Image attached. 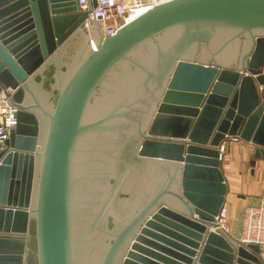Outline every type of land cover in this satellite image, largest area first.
I'll list each match as a JSON object with an SVG mask.
<instances>
[{
    "label": "water",
    "instance_id": "obj_1",
    "mask_svg": "<svg viewBox=\"0 0 264 264\" xmlns=\"http://www.w3.org/2000/svg\"><path fill=\"white\" fill-rule=\"evenodd\" d=\"M86 16L0 0V92L18 109L0 264H264L215 222L220 144L264 159V0H172L113 37L99 25L96 50Z\"/></svg>",
    "mask_w": 264,
    "mask_h": 264
},
{
    "label": "built area",
    "instance_id": "obj_2",
    "mask_svg": "<svg viewBox=\"0 0 264 264\" xmlns=\"http://www.w3.org/2000/svg\"><path fill=\"white\" fill-rule=\"evenodd\" d=\"M172 0H78L81 12L87 16L81 27H87L89 48L96 50V36L100 25L103 38L113 37L125 25L154 7ZM12 90L0 92V151L4 148L12 126L16 124L15 114L18 109L12 105ZM231 139L238 140L236 137ZM224 150V142L218 147L220 160ZM228 221V210L224 206L215 222L224 229ZM240 243L258 246L264 262V199L256 205L246 206L243 213Z\"/></svg>",
    "mask_w": 264,
    "mask_h": 264
},
{
    "label": "crops",
    "instance_id": "obj_3",
    "mask_svg": "<svg viewBox=\"0 0 264 264\" xmlns=\"http://www.w3.org/2000/svg\"><path fill=\"white\" fill-rule=\"evenodd\" d=\"M259 92L264 103V88L259 87ZM253 155L251 143L228 137L224 141L220 162L228 189L224 205L228 210V221L223 233L233 241L240 242L245 207L264 199V159L255 160Z\"/></svg>",
    "mask_w": 264,
    "mask_h": 264
},
{
    "label": "flooded vegetation",
    "instance_id": "obj_4",
    "mask_svg": "<svg viewBox=\"0 0 264 264\" xmlns=\"http://www.w3.org/2000/svg\"><path fill=\"white\" fill-rule=\"evenodd\" d=\"M70 51H71V44H69L65 50L66 55H64L63 61H69V58H71L73 56L70 54Z\"/></svg>",
    "mask_w": 264,
    "mask_h": 264
},
{
    "label": "rangeland",
    "instance_id": "obj_5",
    "mask_svg": "<svg viewBox=\"0 0 264 264\" xmlns=\"http://www.w3.org/2000/svg\"><path fill=\"white\" fill-rule=\"evenodd\" d=\"M94 35L97 36V30L95 31ZM87 38H88V35H87Z\"/></svg>",
    "mask_w": 264,
    "mask_h": 264
}]
</instances>
